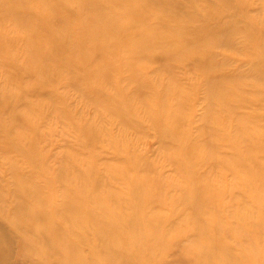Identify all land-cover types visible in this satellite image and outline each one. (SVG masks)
<instances>
[{"label": "rangeland", "instance_id": "374dc122", "mask_svg": "<svg viewBox=\"0 0 264 264\" xmlns=\"http://www.w3.org/2000/svg\"><path fill=\"white\" fill-rule=\"evenodd\" d=\"M7 1L2 0V4ZM45 1L44 4V0H28L29 3L38 6V10L22 5L19 8L29 10L27 16L34 12L40 14L46 10V13L43 12L45 19L48 14H50L48 18L53 20L54 17V28L64 37L65 32L76 33L82 30L78 27L74 16L63 13L68 9H72L73 14L79 16L83 23L89 20L88 27L91 31L95 26L91 21H94L98 28L107 29L103 21L107 17L105 13L108 15L111 13L110 15L117 19V27L116 24L109 26L110 32L121 29L126 23L122 21L123 13L120 11L126 5L125 0H115L116 2L98 0L101 5L99 8L89 3H82L80 0ZM206 2L213 5L217 12H212L213 7L202 8L196 0H181V5L188 7L185 13L187 17L197 16L196 20H198L201 16H207L211 24L223 23V20L228 22L231 28L226 33L231 41L234 39L236 47L222 44V34L218 38L216 35H211V38L200 41L197 48L178 43V38L183 34L181 26L185 25L183 29H186L190 23H193L184 18L180 25L169 22L149 30H147L148 26H145L144 29L151 30L152 35L140 56L114 53V47L122 48L131 43L129 39H121L118 36L109 38V42H115L114 46L109 48L110 53L105 54L103 58L97 56V62L92 59L91 71L93 75L99 76L95 79L94 76L93 78L83 76L82 72H79V77L77 74L73 76L76 82L85 88H88L86 82L94 81L96 86L105 89L107 96L116 95L122 88L126 95H131L133 98L132 103L128 102L124 105L131 106V111L110 103L95 109V102L86 99L82 89L69 85V82H72L66 77L72 74L62 68L52 69L49 71L50 74H42L39 69L47 66L45 61H42L40 56L30 59L23 49L40 47L39 43L46 40L44 35L39 39L31 37L32 40L19 38L16 43L6 40L2 42L3 40L0 39V46H4L6 42L7 46L11 47L9 52L13 54L18 52L22 55L17 61L18 64L28 67L27 69L32 67L39 73H34V70L26 72L28 70L22 69L21 74H14L18 72L13 71L11 65H1L0 93L5 91L0 94V98L5 97V94L10 93L13 88L24 92L25 87L45 84V80L51 78L49 83L42 86L43 92H32L27 96L29 109L25 103L18 105L21 115L30 119L32 125L16 123V115L9 112H6L7 116L4 119H0V122H7V126L11 124L17 136L22 139L21 150L19 151V148L16 152L18 166L29 173L31 166L36 165L37 175L44 172L37 186L43 189L48 199V206L63 208L65 202L57 193L69 188L72 195L70 199L77 203L87 202L85 206L90 213L95 216L106 214L111 219L114 211L112 197L107 196L106 200L90 203L81 191L84 188L88 194L94 189L96 194L97 183L93 184L90 179L104 178L101 192L120 196L117 200L122 199L121 212L117 211V213L127 215L128 217L122 218L134 224L128 229L129 232L134 233L141 227H144L146 233L158 231L159 236L156 240L159 241V246L155 248H150L147 242L146 246L142 247L141 237L131 235V239L139 240L136 244L139 246L136 255L147 259L143 264H193V256L190 253L204 239L206 232H212L222 237V241L223 239L226 241L220 243L218 257L210 262L217 264L218 261L228 260L220 258L223 245L234 254L241 256L243 251L254 247L252 240L255 237H250L243 243L239 235L243 232L255 235L259 231L253 232L254 226L264 230L256 221L264 222V119L261 122L254 120L251 122L248 121L251 117L245 116V114L251 115L254 109L255 115L258 113L262 115L264 112L262 90L253 85L258 83L259 67L264 66V0H230L228 5L223 4L221 0ZM56 9L59 13L57 16H55ZM172 10L178 11L179 14L173 15ZM144 14L157 19L156 23L159 22L161 15L180 17L182 13L178 8H157L155 12L147 11ZM98 16L103 20L97 21ZM9 22L8 20L3 22L6 31L13 29L12 23ZM237 22L239 25L236 28ZM17 26L15 27L17 32L10 34L20 37L19 29H21L27 36L30 29L28 25ZM1 30L5 32L3 27ZM155 34L157 39L153 38ZM104 36L101 37L104 38L103 41L106 39ZM69 38L73 45L74 37ZM172 39L176 41H171ZM76 40L78 41L79 37ZM89 44L90 41L86 44L82 42L81 45ZM40 50L47 51L44 47H40ZM205 55H210L211 58L206 64L201 65L197 61ZM58 56L60 55L57 54L56 59ZM56 59L55 62L58 61ZM253 67L255 69L252 70ZM9 70L10 73L7 74ZM204 73L211 74L210 83H207ZM10 74L15 76L12 77ZM161 104L181 114L186 136H173L168 141L161 139L170 123L163 122L159 127L156 117H153L155 113H150L151 110L158 109ZM237 107V111H241L240 117L234 112ZM244 118L246 121H241ZM88 121H93L95 124L91 129L105 130L104 133L101 132L105 141L95 145L94 152L91 151L90 144L83 142L87 139L86 133H91V129L86 128L85 122ZM257 124L255 136L237 133L240 126L241 128L246 125L256 127ZM95 133L96 131L92 132ZM109 135L117 143L115 147L107 145L109 143L106 140L110 139ZM5 136L4 134L1 140L8 142ZM193 143H196L194 153L191 155L188 153L187 157L181 158L183 157L181 154L185 151L181 145ZM236 144L248 147L258 144V149L250 148L248 150L250 153L247 152L258 160L257 165L247 159L238 158L235 153ZM24 147L28 148L30 152L28 155L24 154ZM120 149L124 151L121 153L124 159L118 160L115 155H118L117 150ZM13 155L15 156L11 153L9 156L12 158ZM32 155L34 160L30 161ZM127 157H130L129 161ZM203 159L205 163L202 162ZM90 166L93 168L88 170ZM240 167L244 168L243 172H240ZM117 170H123V173H117ZM9 172L8 169L7 172L0 170L1 175L4 174L7 178ZM63 172L65 174L60 176ZM113 173L118 175L117 179L114 178ZM81 177L85 181L88 178L89 182L82 181ZM145 178L158 179L156 181L158 186L152 187L153 185L145 183ZM195 179L198 181L195 182ZM245 179L250 180L252 184L249 186L241 184ZM253 179H256V183L252 181ZM11 185L2 189L1 194H7L8 186ZM195 189L211 191L213 203H204L196 196L194 203L182 198L189 193L188 199H190V190ZM151 191H155L154 197L150 196ZM145 194H147L146 200L138 201L139 197ZM148 215H151V218L156 216L158 220L148 221L145 218L143 222L142 217ZM98 217L105 220L103 216ZM215 221L221 226H217ZM65 225L68 223L65 222ZM222 226L228 229L227 233ZM261 236L262 242L257 245L264 249V231ZM110 244L115 245L116 241ZM89 253V250H85L75 260L82 264ZM116 258L117 262L125 264L126 260L122 255ZM206 259L205 255L201 258V260ZM255 264H263V260Z\"/></svg>", "mask_w": 264, "mask_h": 264}, {"label": "bare ground", "instance_id": "6f19581e", "mask_svg": "<svg viewBox=\"0 0 264 264\" xmlns=\"http://www.w3.org/2000/svg\"><path fill=\"white\" fill-rule=\"evenodd\" d=\"M80 1L82 3H89L91 4V6L93 5L97 8L101 7L98 0ZM196 1L202 8L211 9L213 7L212 12H217V10L215 11V7L213 5L209 4V2H206L208 0ZM229 1L230 0H221V2L225 5H228ZM26 2L28 3V5H23ZM114 2L116 1L114 0ZM45 3L46 1L44 0V4ZM125 3L126 5L123 6L122 10L120 9V11H122L123 13L122 21L126 23L121 26V23L119 22L121 29L119 28V30L117 29L111 32L109 31V26L116 24L117 27V19L115 16H111V13L109 15L105 13V15L107 16L105 17L106 20H103L100 16L96 18L97 21H105V26H107V29L98 28L97 24L94 21H91L92 24L95 25L92 27L91 31L88 27L89 20L83 23L79 16L73 14L74 12L72 11V9L66 10L63 13H70L69 15L74 16L78 27L82 28V30L76 33L65 32L64 37L54 28V17L52 20V18H48V15H50L48 14L45 19L43 12L46 13V10H44L40 14L34 12V14H30L29 16H27L26 14H29L30 11L21 10L19 8L21 5L29 6V8L36 10H38V6L36 7V5L32 4L31 2L29 3L28 0H8L5 4H2V0H0V39L3 40L2 42L6 40L7 42L11 41L12 43H16L19 38L32 40L33 37H38L39 39L44 35L46 40L39 43V46L44 47L47 51L42 52L40 50V47H29V49H23V51H25L24 53L28 54L30 59H33L36 56H40L42 58V61H45L47 66L42 67L43 69H39L42 74H50L49 71H51L52 69L55 70L62 68L67 73L72 74L67 75L66 77V79L70 78L69 80L72 82L70 83L69 80H66L69 82V85L75 87L76 89H82V91L85 93V98L89 101L95 102V109H98L106 103H110L112 105L123 108V110L126 111L132 110L131 106L124 105L128 102L132 103L133 98L131 97V95H126L122 88L119 89L116 95L107 96L105 89L98 85L96 86L94 81H88L85 83L87 85L85 86L88 87V89L80 86L76 82L75 78H73V76L76 74L79 77V72H82L83 76L86 75L87 77L90 76L91 78H93L94 76L95 79L99 76L97 74L93 75V72L91 71L92 59L94 58V60L96 61L97 56H100L101 58L106 56L105 54L110 51L109 48L113 47V44L115 43L109 42V38L112 39L113 37L118 36V38L129 39L131 41H129V43H131L130 45H124L122 48L114 47V53L118 55L140 56L142 55L144 49L147 47L148 40L152 35L151 30H147L151 29L152 27L156 28L163 26L165 25V23L169 22H174L175 25H180L181 22L184 21V18H187L193 23H190L186 29H183L185 25L181 26V32L183 34L178 38V43L184 44L187 47L197 48L196 46L200 41L211 38V35H216V38H218L222 34V44H229V46L234 47L237 46L235 45L234 39L233 41H231L232 39L228 38L227 36L228 34L226 32L231 28V25L228 24V22H224L223 20V23L211 24L209 23V18L207 16H201L198 20H196L197 16H195V18L187 17L185 13L187 12L188 7L181 5V0H125ZM157 8H178V10L182 14L180 15V17H175L173 15H178L179 12L172 10L173 15H161L160 19L158 20L159 22L155 23L157 19L147 17L144 13L147 11L155 12ZM57 13L58 9H56L55 11V16L59 14ZM7 20L12 23L13 29L11 31H6V25L3 24V22ZM239 22L236 23V28L238 27ZM22 24H27L28 28H30L27 32V36L21 29H19V32H21L20 37L10 34L12 32H17V29H15V27H18L17 25ZM145 26H148L147 30L144 29ZM1 27L4 28V33L3 30H1ZM216 32H218L219 34H214ZM103 35H105L104 37H106L104 41V38L101 39ZM69 37H74L75 41L73 45H71V38ZM77 37H79L78 41L76 40ZM153 38L157 39L158 37L155 34ZM173 40L174 39H172L171 41ZM88 41H90V44L88 46L81 45L82 42L86 44V42ZM174 41H176V39ZM10 48L11 47L7 46L6 42L4 46H0V67L7 64L11 65L12 70L18 72L14 74H21L22 72L20 71L22 69L28 70L26 72L34 70V73H38V71L36 69H32V67L30 69H27L28 67H24L21 64H18L17 61L22 55H20L18 52H14V54L9 52L8 50H10ZM57 54L60 55L58 56V59H56ZM210 58V55H205L197 62H199L201 65H204ZM55 59L58 61L55 62ZM210 62L211 61H209V63ZM26 63L27 62H25V64ZM129 66L131 67V65ZM253 69L255 68L253 67L252 70ZM259 69L260 72L257 73L258 83L253 85L257 89L262 90L261 99H263L264 66L259 67ZM10 70L9 72H7V74L10 73ZM63 70H61V73L63 72ZM14 74L10 75L12 76ZM1 76H3V73H1ZM203 76L206 78L207 83H210L211 74L208 75L204 73ZM50 80L51 78L46 79L45 84L42 83V85L40 84L35 86H27L25 87L26 90L24 92L20 91L17 88L11 89L9 91L10 93L5 94V97L0 98V119H4L7 116L6 112H9L12 115H16V123H30L32 125L30 119L21 115V111L18 105L25 103L27 108L29 109V106L27 105V102H29V97L27 98V96L32 92H41L42 86H45L47 83H49ZM3 92H1L0 94H2ZM254 103H257L256 100H254ZM171 110L172 109L169 106L161 104L158 109L150 111V113H155L153 114V117H156L155 119L156 121H158L159 127L163 124V122L170 123L167 127V130L161 137V139L164 141H168L173 136H186V130L184 131V123H182L181 114L178 111L175 112ZM237 110L238 107L234 110V112L238 117H240L241 111ZM109 113L111 114V112ZM245 116L251 117V119H248V121L252 122L254 120L261 122L262 119H264V112L262 113V115L259 113L255 115L254 109L251 112V115L245 114ZM255 116L257 117V119H253ZM241 121H246V118L241 119ZM6 124L7 122H0V128H2L0 130V140L4 138V134L6 135L5 138L8 139V142H3V140L0 141V170L7 172L8 169L10 171L8 178L4 176V174L1 175L0 173V264H80L75 259L80 256L81 252H85V250H89L90 253L88 254V256H85V261H83L82 264H121L120 262L116 261V257L121 255L126 260L124 262L125 264H143L147 262L146 257L136 255V250L139 249V246L136 244L139 242V240L131 239V235H137L141 237L142 247L146 246L147 242L150 248H155L159 246V241L156 240V237L159 236L158 231L156 230L154 232L146 233L144 227H141L137 228L134 233L129 232L128 229L134 224L132 222L125 221L122 218L128 217L127 215L117 213V211L121 212L120 202L122 201V199L119 198V201L117 200V197L120 196H117L116 194L115 196H111L106 194V192H101L104 178L99 179V177H93L92 179H90L93 184L96 185L97 183L96 194L94 189L88 194H86L84 188H82L81 191L84 192L86 199L90 201V203H92L93 201L106 200L107 196L112 197L111 200L114 203V211L111 219H109L108 215L106 214L95 216L93 213H90V211L85 206V203L87 202L81 201L80 203H77L70 199L69 197L72 195L69 192L71 190L69 188L63 189L60 193H57L58 196L62 197L61 200H64L65 202L63 208L54 207L52 205L48 206V199L46 198L43 189L37 186V182L42 179L41 174L44 172L37 175V173L35 172L37 170L36 165L31 166V168L28 170L29 173H27L26 169H22L18 166L16 152H18L19 148V151L21 150L22 139L17 136L11 124H9V126H7ZM85 124L87 126V130L89 128L91 129L92 125H95L93 121L85 122ZM249 126L250 125H248V127ZM248 127L247 125L243 128H241V126L238 127L239 131H237V133H245V135H250V137L255 136V130L258 128V124L256 127H253V125H251L250 128ZM93 131H96V133L92 134ZM104 131L105 130L97 128V130L91 129V133H86L87 139H85L83 142L84 144H90L92 146V149L90 148L92 152H94L95 150V145H97L101 141H105L102 139L101 135V132L104 133ZM258 133L259 131L257 130V136ZM109 136L110 139L106 140L109 143L107 145L115 147L117 143L111 135ZM30 142L33 143L32 140H30ZM195 145L196 143L181 145V147L185 149V151L181 154L183 156L181 158L187 157L188 153L189 155L193 154ZM258 147V144L251 145V147L236 144L235 153L238 158L247 159L249 162H253L257 165L258 160L254 159V157L252 155H249L247 152L250 153V151H248L250 150V148L258 149ZM127 148L129 150L128 146ZM24 151L25 155H28L30 153L28 152V148L26 147H24ZM123 152V149H120V151L117 150L118 155L115 156L118 158V160H120L121 158L124 159V155H121V153ZM11 153L15 154V156L13 155L12 158L9 156ZM32 160H34L33 155L30 157V161ZM127 160L129 161L130 157H127ZM177 160H179V158ZM202 162L205 163V159H203ZM92 168L93 167L90 166L88 170H91ZM256 168L259 169L260 167ZM239 169L240 172L244 171L243 167H240ZM120 172L123 173V170H117V173ZM64 174L65 173L63 172L60 174V176ZM109 174H112V172H109ZM113 174L115 176L114 178L117 179L116 177L118 175H116L115 173ZM5 178L8 180L6 181ZM80 179L84 182H89L88 178L86 179L87 181H85L82 177ZM145 179V183L153 185L152 187L158 186L156 182L158 179ZM152 181L153 183L150 184V182ZM197 181L198 180L195 179V182ZM252 181L256 183V179H253ZM3 182H5V184ZM199 182H201V179H199ZM9 184L12 185L8 186L7 194H1L2 189H4ZM241 184L249 186L252 184V182L245 179ZM161 186H163V184ZM196 187L197 186H194V188ZM190 191V199H188L189 193L182 197L188 202L194 203L196 201L194 200V197L196 196L197 199L201 198L204 203H213V201L211 200V191H201L200 189ZM206 193L207 195L205 196ZM154 194L155 191H151L150 196L154 197ZM146 197L147 194H145L144 196L141 195L138 201H144L146 200ZM135 199L136 197L134 196V201ZM259 199H261L260 196ZM134 204H137V202H134ZM58 213H62V215H58ZM55 216L57 218H55ZM98 216H103L105 220ZM145 218L148 221L158 220L156 216L151 218V215H148L147 217H142L143 222ZM256 221L264 229V222H260L261 220ZM65 222L68 223V225H65ZM215 224L217 226H221L216 221ZM254 228L255 230L252 229L253 232L259 231L255 233V235H248V233L244 232L239 235L241 237L240 241L243 243L250 237H255L252 240L254 244L253 248H248L246 251H243L241 256H238L237 253L234 254L233 251H230L223 245L220 258L222 260H228H225L223 262L218 261L219 263L217 264H255L260 260H263L264 264V249L257 245V243L262 242L261 235L263 234L264 230L262 231V228L257 226H254ZM260 228L261 231L259 230ZM224 229L227 233L228 229ZM114 241H116L115 245L110 244ZM221 242L225 243L226 241L225 239H223L222 241V237H218L212 232H206L204 239L200 241V243L195 247V250L190 253V255L193 256V264H210L211 261L218 257V248ZM204 255L207 257V259L201 260ZM103 261L106 263H102Z\"/></svg>", "mask_w": 264, "mask_h": 264}]
</instances>
